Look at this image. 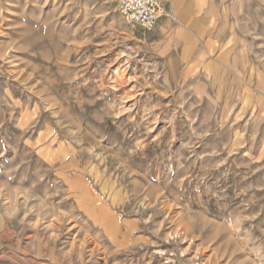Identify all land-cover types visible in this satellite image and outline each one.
Segmentation results:
<instances>
[{"label": "rangeland", "instance_id": "1", "mask_svg": "<svg viewBox=\"0 0 264 264\" xmlns=\"http://www.w3.org/2000/svg\"><path fill=\"white\" fill-rule=\"evenodd\" d=\"M212 10L0 0V264H264V0Z\"/></svg>", "mask_w": 264, "mask_h": 264}, {"label": "crops", "instance_id": "2", "mask_svg": "<svg viewBox=\"0 0 264 264\" xmlns=\"http://www.w3.org/2000/svg\"><path fill=\"white\" fill-rule=\"evenodd\" d=\"M216 0H160L161 9L164 10L162 16V28L171 30L172 28L182 30L189 38H200L209 35L207 25H211L212 7ZM220 12L225 6L217 4ZM226 7H232L230 4ZM241 13V7L238 10ZM221 13V14H222ZM225 18L221 15L220 21ZM216 16L214 17V20ZM158 22V21H157ZM156 26V25H155Z\"/></svg>", "mask_w": 264, "mask_h": 264}, {"label": "built area", "instance_id": "3", "mask_svg": "<svg viewBox=\"0 0 264 264\" xmlns=\"http://www.w3.org/2000/svg\"><path fill=\"white\" fill-rule=\"evenodd\" d=\"M122 20L145 30L155 27L161 10L160 0H115Z\"/></svg>", "mask_w": 264, "mask_h": 264}, {"label": "bare ground", "instance_id": "4", "mask_svg": "<svg viewBox=\"0 0 264 264\" xmlns=\"http://www.w3.org/2000/svg\"><path fill=\"white\" fill-rule=\"evenodd\" d=\"M160 12H161V10H160ZM160 17H161V13L159 14V18H158V20H157V21H159V20H160ZM156 24H157V23H156ZM84 238H85V237H84ZM84 238H83V239H84ZM89 238H90V237H89ZM88 242L90 243V241H88ZM88 242H86V240H85V243H84V244H86V245H87V243H88ZM82 247H83V246H82ZM90 251H91V250H90ZM91 252H92V251H91Z\"/></svg>", "mask_w": 264, "mask_h": 264}]
</instances>
